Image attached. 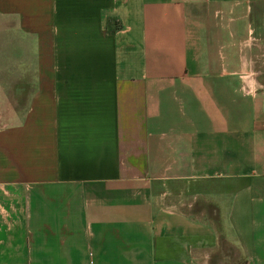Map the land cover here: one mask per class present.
Returning a JSON list of instances; mask_svg holds the SVG:
<instances>
[{
  "label": "crops",
  "instance_id": "1",
  "mask_svg": "<svg viewBox=\"0 0 264 264\" xmlns=\"http://www.w3.org/2000/svg\"><path fill=\"white\" fill-rule=\"evenodd\" d=\"M0 264H264V0H0Z\"/></svg>",
  "mask_w": 264,
  "mask_h": 264
}]
</instances>
